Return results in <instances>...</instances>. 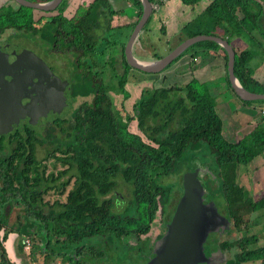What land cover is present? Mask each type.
I'll return each instance as SVG.
<instances>
[{
  "label": "trees",
  "instance_id": "trees-1",
  "mask_svg": "<svg viewBox=\"0 0 264 264\" xmlns=\"http://www.w3.org/2000/svg\"><path fill=\"white\" fill-rule=\"evenodd\" d=\"M178 1L179 11L199 12L183 25L180 35L183 33L184 37L180 43L200 35L218 36L230 44L232 39H247L253 51L238 50L236 44L232 45L236 52L235 76L248 91L264 94V83L253 77L250 66L255 50L264 49L263 38L260 39L264 36L263 6L257 0ZM130 2L134 15L118 25L119 29L134 28L143 15L141 0ZM150 2L161 10L153 12L146 26L154 17L161 20L173 3L171 0ZM98 3L111 11L107 1ZM19 7L0 9V30L25 28L33 35L38 28L34 25L32 9ZM113 15L110 12L107 16ZM202 53L222 56L225 78L236 99L245 105L264 106V101L246 102L235 94L229 81L228 54L215 42L195 44L175 63L190 54L192 71H196V58ZM127 74L121 80L123 88ZM107 91L88 83L76 90L77 96L95 98L75 110L71 118L56 123L51 131L59 127L60 134L44 137L54 148L41 160L35 148L42 141L31 129L28 139L22 136L9 139L13 149L0 157V264H15L5 246L11 234L20 237V255L25 254V244L30 240V262L25 264H36L37 254L45 256L44 264L50 260V264L57 261L98 264L106 256L102 248L106 241L108 247L131 232L141 235L150 231L159 212L165 213L178 197L177 191L172 195V187L164 185L163 178L178 176L183 181L179 161L188 149L199 150L205 143L216 160L215 192L222 197V210L229 219L242 230L247 214H264V196L257 198L240 182L243 171L249 172L250 166L264 153V116L252 131L231 142L227 137L229 121L218 110L210 83L195 76L183 85L144 90L132 108L133 115L124 105L117 110ZM123 93H128L127 100L129 92ZM133 122L137 123L135 131L130 130ZM51 159L54 162L49 170L47 162ZM197 168L201 167L195 165L190 171ZM119 184L127 185L129 198L116 193ZM52 196H58L53 203L47 198ZM250 254L264 261V248Z\"/></svg>",
  "mask_w": 264,
  "mask_h": 264
},
{
  "label": "flooded vegetation",
  "instance_id": "flooded-vegetation-1",
  "mask_svg": "<svg viewBox=\"0 0 264 264\" xmlns=\"http://www.w3.org/2000/svg\"><path fill=\"white\" fill-rule=\"evenodd\" d=\"M27 1L47 3L52 0ZM98 1L100 0H63L57 8L49 11L31 8L34 25L38 28L33 35L25 28L0 30V72H2V75L7 73L6 70L10 65H14L17 61H25L23 59L28 57L25 56V53H22V50H28L33 53L29 56L31 60L37 61V68L42 69L43 73L44 69H47V74L43 77L44 82L42 81L40 87L43 89L49 88L48 90L56 93L62 90L66 95L67 103L71 105L68 109L69 112L73 110V105L77 101H80V103L78 104L79 106L76 105V110L93 102L94 95L86 97L75 95L76 90L81 89L82 85L87 83L93 88H105L108 90L109 97L113 98L115 106L120 101L121 104H117V106L121 107L124 105L125 107L126 99L124 100V97H122L121 101L120 94H118L119 89L122 90V96H124V90L129 92L125 87L123 88L121 83L125 75V63L131 68V75L129 74L127 77V83H129L130 77L135 78L136 75L133 76V73H141L145 76H151L152 74L143 73L131 67L128 63L126 46L129 39L126 42V38H124L120 29L114 28L112 25V20L117 12L114 5L115 0H105L110 4L111 11L105 10L106 8L99 5ZM4 6L17 10L21 5L15 0H0V9ZM36 12L42 14L38 19L35 17ZM110 12L114 13L112 18L107 16L110 15ZM62 22L64 23L62 24ZM140 35L132 48V54L137 59H141L142 51L146 52L144 46L140 43L143 39ZM29 36L32 40L28 43ZM22 38H24V42L21 40ZM25 42L30 47L22 44ZM19 48L20 51L18 50ZM146 53H143V56H146ZM58 73L63 76H59ZM129 94L131 97L130 92ZM115 96L120 99L115 100ZM257 108L259 107L257 106ZM65 114L58 116L55 120L47 121L43 127L30 126L27 120L21 121L18 128L0 136V157L13 149V145L9 144V139L12 136H22L28 139L27 133L29 129L34 134H38V138L42 141L41 145H43L45 142L43 139L47 134L51 133L54 135L57 129L60 130L57 127L55 131H51L56 123L60 124L61 119L71 118L73 112L69 113V117H65ZM35 150H38L37 145ZM200 174H202V171ZM253 175L255 174L253 173ZM182 196L183 193L179 199H173L172 203L168 205V210L165 209V213L159 212L161 214H158L151 223L149 232L141 235L131 232L129 236H122L111 243L112 248H116L117 243L122 244L123 242L129 247L135 246V243L139 245V248L142 244L147 245V248L144 249L146 253L148 252V254L144 253L147 255L146 261L141 263L146 264L157 241L168 230ZM204 202L207 205L212 203L205 197ZM217 210L225 222L217 223L216 232H213L208 239L211 245H218L220 250V252L215 250L214 254L211 251V246L206 247V257L210 259L211 255L214 254L211 258L212 264H245L250 262L264 264L263 259L253 258L250 254V251L264 248V239H262L264 237V214L260 216L258 213L247 214L245 218L247 223L243 224L242 230H240L235 226L234 221L229 219V215L226 212ZM106 244L108 245L107 241ZM139 248H136L135 252L140 254L142 251ZM133 255L135 256L136 254Z\"/></svg>",
  "mask_w": 264,
  "mask_h": 264
},
{
  "label": "water",
  "instance_id": "water-1",
  "mask_svg": "<svg viewBox=\"0 0 264 264\" xmlns=\"http://www.w3.org/2000/svg\"><path fill=\"white\" fill-rule=\"evenodd\" d=\"M21 6L36 10H53L63 0H52L47 3H34L27 0H15ZM143 15L134 28L126 46V57L131 67L147 74H159L171 66L176 59L190 47L204 41H213L224 48L228 54V75L235 94L246 102L264 101V94L248 91L235 76L236 52L227 40L210 35H200L183 41L168 55L156 60L137 59L132 54L134 42L153 14L150 0H141ZM20 51V48L18 49ZM25 61H17L10 65L7 73L0 72V136L19 127L21 121L27 120L30 126L43 127L47 121L64 115L70 108L64 92H54L49 88H41L47 69L37 68L36 60H31L32 52L22 50ZM34 66V67H33ZM7 76V79H6ZM54 81V79H53ZM60 81V80H58ZM55 82V81H54ZM184 192L179 201L173 220L165 235L157 241L146 264H212L214 251L220 252L218 245L208 242L210 235L218 224L225 222L214 204L204 202L199 171L189 172L183 178ZM227 227V225H226ZM211 246V247H210ZM210 247L214 253L209 259L205 249Z\"/></svg>",
  "mask_w": 264,
  "mask_h": 264
},
{
  "label": "rangeland",
  "instance_id": "rangeland-1",
  "mask_svg": "<svg viewBox=\"0 0 264 264\" xmlns=\"http://www.w3.org/2000/svg\"><path fill=\"white\" fill-rule=\"evenodd\" d=\"M123 1L124 2L121 8H123L125 15L130 18L132 15H134L135 9H133L134 8L133 6L131 7L128 6L127 2H129V4H132L130 1L134 2V0H123ZM257 1L263 6V9H264V0H257ZM154 6L155 8L153 12L161 10V7L159 5L155 4ZM188 12H190L189 9H188ZM41 15L42 14L36 12L35 13L36 19L41 17ZM176 21H177L176 26L177 27L181 26L182 15L178 16L177 14ZM184 24L185 23H183V25ZM123 30L124 29L121 30V33L124 34ZM129 30L126 31L127 34H129L130 32ZM167 31L166 30H156V31L153 30L150 34H148V36L144 37L143 35L142 37H144L145 41L146 39L149 40L150 48L146 49V52L149 53V55L146 52H142V54L146 53L145 55L147 57H151L152 59H154L157 56L158 57L166 56L169 54L167 52L170 49L176 48V44L180 42V40L184 37V34L183 33H181V35L179 33L174 34L173 31L170 32V29H168ZM174 31H176V29ZM261 38H263L262 43L264 46V36L260 37V39ZM21 40L23 41L24 38H22ZM30 40H32V38L29 36L28 43ZM28 43L25 42L22 44L26 47H30L28 46ZM249 43L250 42H248L247 39H245L244 41L240 39H235V40L232 39L231 44L232 45L236 44L238 50H243L247 47L248 49L250 48V51H253L254 47L252 45L249 46ZM255 51H256L255 53L256 55L252 56L253 59L250 63L251 68L254 70L253 77H255L256 79H259L260 81L262 80V83H264V49L262 50L261 48L260 51H257V50ZM257 53H261V54L258 55ZM199 55L200 56L197 57L198 59L196 58V62H197L196 67L200 68V67H205L207 65V67L205 68L203 72H201V70L192 71L194 65H193V61L191 60V57L189 54L181 58L178 62L176 63L174 62V64H172V66L169 67L164 74H162L165 76V78L164 76H160V74L157 75L156 79L157 80L159 79V82H157L156 87L159 88V86L162 84L164 79H166V81L163 82V84L165 83V87H170V86H173L174 84L183 85L187 83V81H190L192 76H195L201 81L206 82L208 84L210 83L211 91L216 97V101L218 104V110L220 111V113H223L222 115L224 116L225 121L228 122L229 118H231V121H229V127L231 128L230 130L231 136L229 140L238 141L237 139H241L245 134H247L251 130V128H249V123H252L254 125L256 121H258L261 117L264 116V113L260 111V108L254 111L253 108H251L252 107L251 105H245L244 103L236 99L234 94L231 92L230 88H228L226 78L222 73V69L218 68L219 64H222V68L224 67L225 61L222 58V56H219L220 58L219 60L217 59V57L214 58L213 55H211L210 53L207 55L206 54H199ZM201 57H204V58L201 59ZM130 69H131L130 67H127V66L124 67L125 74L128 73L127 74L128 76L129 74L131 75ZM173 71L174 72L176 71V74ZM183 73H189V74L185 76H181V74ZM58 74L61 77L63 76L60 73ZM134 75H136L135 78L130 77L131 79L129 83H127V85L125 86V89H127L131 93V97L130 98L128 97L129 99L126 100V103H125V109L128 113H130V115H133V109H132L134 107L133 105H135L136 102L140 99L138 96V93H142L144 90L148 89L145 87L144 89H141V84L143 83L144 85H149V82L151 81L150 79H153L152 77L145 76L141 73L140 74L133 73V76ZM261 77H263V79H261ZM118 94H120L121 101H122V97H124V100H125V97L127 96L128 93H124V96H122V90L119 89ZM117 99H120V98H116L115 96V100ZM79 103L80 101L79 102L77 101V103H74L73 110L70 112L68 110V112H66L65 114V117H69L70 116L69 113L71 114V112H74L76 110V105H78ZM117 104L120 105L121 102L119 101L116 103V109L118 110L119 107L117 106ZM255 105L260 107V104H255ZM136 124H137L136 122H133L130 125L131 131H135ZM233 130L237 132L233 133ZM54 134H60V130L57 129ZM53 148L54 147L51 144H49V142L47 141H45L43 145L37 144L38 159L41 160L45 158L48 155V150L49 152H51ZM261 158H262V162L260 161V163L262 164H259L260 166H259L257 173L254 172L255 175H253L252 173L254 169L251 168L252 171H249V172L243 171L240 177L241 179L240 182L244 184L248 190L251 189V192L255 193V196L257 198H261L264 196V153ZM53 162H54V159H51L50 161L47 162L48 166H50L48 167L49 170H52ZM178 165H179V172L181 173L180 175L183 176V178L189 172H195L197 170L199 171V177H201V180H200L201 188L203 190L204 197H206L207 200L212 201V203L217 209L222 210L223 209V199L221 196H219V193L215 192L217 188L214 187L215 185L213 182L214 178L216 177L214 175V172H217V168H216V160L213 154L211 153L210 147L205 143L199 150L197 149L195 150L191 148L188 149L184 157L179 161ZM195 165L201 168L200 169L197 168V169H194V171H190V169L193 168ZM201 171H202V174H200ZM162 181L165 186L168 185L172 187V195H174L176 191L178 192V197H176V199H179L181 197V193H183L184 187H183V181L179 180L178 176H171L168 178L165 177V179L163 178ZM252 184H253V187L251 186ZM116 193L121 194V197L123 198H127V197L129 198V189L127 188V185L125 184H119V186L117 187ZM57 197L58 196L56 197L52 196L50 198L49 197L47 198L50 199L51 202L53 203V201H55ZM65 200H66V195L61 197L62 202H64ZM9 209L11 210L12 208L9 207ZM15 209L18 211L20 210L17 207ZM160 214L161 213H159V215ZM258 215L260 216L261 213H259ZM13 219H15V217H13ZM262 239H264V237ZM29 241L30 240H28L27 243L25 244V254H21V255L19 254L20 237L17 236V234L16 235L11 234L9 237V240L5 243L6 249L8 250L10 257L13 259L15 264H25V263L30 262L29 253L31 252V245L29 244L30 243ZM103 246L102 248L106 251L105 252L106 256L103 257L102 260L98 262V264H141L146 261L147 255L145 254H148V252L146 253V251L144 250L147 248V245L145 246L144 244H142L140 248L137 243H135V246L129 247L126 244H124V242L122 244L117 243L115 246L116 248H112L111 245H109L108 247L107 245L104 247ZM136 248H139L142 251V253L139 254L135 252ZM133 254H136V255L134 256ZM37 259L38 261L36 264H44L46 262V258L43 255L37 254ZM50 262L51 260L49 261V264ZM51 264H63V263L61 261H57V262H52ZM245 264H259V263L250 262V263H245Z\"/></svg>",
  "mask_w": 264,
  "mask_h": 264
},
{
  "label": "crops",
  "instance_id": "crops-1",
  "mask_svg": "<svg viewBox=\"0 0 264 264\" xmlns=\"http://www.w3.org/2000/svg\"><path fill=\"white\" fill-rule=\"evenodd\" d=\"M168 1V0H167ZM170 1V0H169ZM173 3H172V5H171V8H169L168 10H166V12H165V14H163V18H161V20L159 19V18H153L152 19V21L148 24V26H144V28H143V30H142V32L140 33L141 35V37L144 35V37H146V36H148V34H150L153 30H161V28L162 27H165L166 28V30H168V29H170V32L171 31H173L174 32V34H176V33H179L180 34V32H181V29H182V27H183V23H187L189 20H191L192 18H194V17H196V16H198V14H199V12H194V11H190V12H188V9H187V11L185 10H183V12L180 10L179 11V1L178 0H171ZM123 0H115L114 1V5H115V10H117V12H116V15H115V17H114V19L112 20V25H113V27L114 28H117L118 27V25H122V24H124L125 23V20H126V18H127V16L125 15V12H124V10H123V8H121L122 7V4H123ZM127 5L128 6H133L132 4H129V2H127ZM188 12V13H187ZM177 14H178V16H181L182 15V22H181V26H176V19H177ZM153 15V14H152ZM151 19V18H150ZM149 19V20H150ZM181 19V18H180ZM130 20V19H129ZM128 20V21H129ZM175 21V22H174ZM149 22V21H148ZM147 22V23H148ZM136 27V26H135ZM134 27V28H135ZM134 28H127V29H124L123 31H124V34H123V36H124V38L126 37V42L128 41V39H130L131 38V36H132V33H133V30H134ZM130 29V30H129ZM176 29V31H174ZM122 29H120V31H121ZM130 31L129 32V34H127V32L126 31ZM168 32V31H167ZM144 37H143V39L141 40V44L144 46V49H145V51H146V49H149L150 47H149V40L148 39H146V41L144 40ZM180 43V42H179ZM178 43V44H179ZM178 44H176V47L178 46ZM181 44V43H180ZM179 44V45H180ZM247 48V47H246ZM245 48V49H246ZM173 49H175V48H173ZM173 49H170L167 53H170ZM142 52H144V51H142ZM141 52V53H142ZM151 53V52H150ZM203 54V53H202ZM213 54V53H212ZM149 55V54H148ZM164 57V56H163ZM214 58L215 57H217V59H219L220 60V58H219V56H213ZM204 57H201V59H203ZM141 59H146V60H156L155 58L154 59H152L151 57H147V56H143V54H141ZM198 59V58H197ZM262 61V60H261ZM262 63V62H261ZM207 67V65L205 66V67H196L197 69L196 70H201V72H203L204 70H205V68ZM218 68L219 69H222V73H223V75L225 76V71H224V67L222 68V64H219V66H218ZM175 70V69H174ZM167 71V70H166ZM166 71H163V73H159L160 74V76H164V75H162V74H164ZM174 72V71H173ZM175 74H176V71L174 72ZM159 74H152L151 76H149V77H152L153 79H150L151 81L149 82V85H144L143 83L141 84V89H144V87L145 88H150V89H152L153 87L154 88H158V87H156V84H157V82H159V79L157 80L156 79V77H157V75H159ZM187 74H189V73H183V74H181V76H185V75H187ZM263 75V74H262ZM164 78H165V76H164ZM193 78V76L191 77V79ZM162 79H163V77H162ZM261 79H263V77H261ZM164 81H166V79H164L163 80V82ZM262 81V80H261ZM163 82H162V84L159 86V87H162V86H165V83L163 84ZM189 81H187V83H188ZM228 85V84H227ZM228 88H229V86H228ZM138 96H139V98H140V96H141V93H138ZM238 100V99H237ZM239 101V100H238ZM252 107L251 108H253V110L254 111H256V110H258L259 108H260V111L262 112L263 111V109H264V106H261L260 105V107L259 108H257V105H251ZM261 120V118L258 120V121H256L255 123H254V125L252 124V123H249V128H251V130L250 131H252L253 130V128L255 127V125H257L258 124V122ZM229 121H231V118H229ZM229 126V125H228ZM231 130V128L229 127V131ZM249 131V132H250ZM237 131H234L233 130V133H236ZM232 133V134H233ZM230 136H231V132H229L228 133V135H227V137H229L230 138ZM237 140H239V139H237ZM229 141H231V142H235V141H233V140H229ZM262 156H260V157H258L255 161H254V165H251L250 166V168H253L254 169V171H255V169H259V164H262V163H260V161L262 162V158H261ZM251 171V170H250ZM252 173H254V172H252Z\"/></svg>",
  "mask_w": 264,
  "mask_h": 264
},
{
  "label": "built area",
  "instance_id": "built-area-1",
  "mask_svg": "<svg viewBox=\"0 0 264 264\" xmlns=\"http://www.w3.org/2000/svg\"><path fill=\"white\" fill-rule=\"evenodd\" d=\"M153 8H155V6Z\"/></svg>",
  "mask_w": 264,
  "mask_h": 264
}]
</instances>
